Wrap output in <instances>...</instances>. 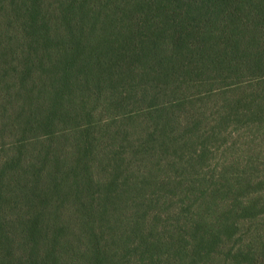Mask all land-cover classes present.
Wrapping results in <instances>:
<instances>
[{"label":"trees","instance_id":"16d2710c","mask_svg":"<svg viewBox=\"0 0 264 264\" xmlns=\"http://www.w3.org/2000/svg\"><path fill=\"white\" fill-rule=\"evenodd\" d=\"M0 264H264V0H0Z\"/></svg>","mask_w":264,"mask_h":264}]
</instances>
